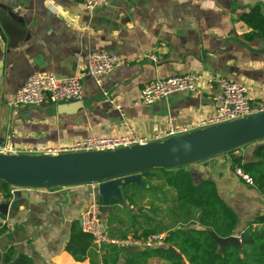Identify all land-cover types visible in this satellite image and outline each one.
<instances>
[{"label":"crops","instance_id":"1","mask_svg":"<svg viewBox=\"0 0 264 264\" xmlns=\"http://www.w3.org/2000/svg\"><path fill=\"white\" fill-rule=\"evenodd\" d=\"M255 8L264 18V0H110L93 10L84 0H0V143L17 150L11 154H31L33 148L67 146L90 136L119 137L131 129L151 137L166 129L168 116L177 125H195L216 112V84H201L196 93L179 91L152 104L142 100L144 85L181 74L221 75L245 84L251 103L259 104L264 100V36L244 20ZM93 51L116 54L126 63L103 76L99 85L86 72ZM39 72L78 76L83 99L10 107L9 98ZM255 146L187 168L196 182L214 181L237 213L239 230L264 215V194L238 176L234 164L235 158L253 161ZM136 187L122 188L127 205ZM89 190V184L11 185L10 196L0 192V217L7 220L0 230V251L13 249V257L27 254L34 264H90L89 259L76 261L66 250L92 202ZM121 209L116 203L103 214L105 225L109 213L116 214L110 233L115 238L137 233L129 234ZM162 230L159 234L166 236L169 230ZM148 264L173 263L155 257Z\"/></svg>","mask_w":264,"mask_h":264},{"label":"water","instance_id":"2","mask_svg":"<svg viewBox=\"0 0 264 264\" xmlns=\"http://www.w3.org/2000/svg\"><path fill=\"white\" fill-rule=\"evenodd\" d=\"M264 140V111L206 128L171 136L164 140L117 149L51 154L0 153V180L12 186L53 188L98 183L103 214L114 200L127 202L123 187H147L145 177L157 168L174 169L202 162ZM218 252L234 244L241 249L237 235L222 238L211 231ZM142 248L129 247L127 253ZM172 252L177 253L175 249Z\"/></svg>","mask_w":264,"mask_h":264},{"label":"trees","instance_id":"3","mask_svg":"<svg viewBox=\"0 0 264 264\" xmlns=\"http://www.w3.org/2000/svg\"><path fill=\"white\" fill-rule=\"evenodd\" d=\"M244 20L259 30L256 34L264 36V18L259 8L246 14ZM248 146L250 145L244 147ZM234 151L236 150L229 153L233 154ZM253 154L255 156L253 161L243 162L242 158H235L234 164L250 174L255 186L264 194V143L256 144ZM155 170L161 171L165 184L176 190L177 200L181 206L197 207L198 215L195 221L191 220L185 226L169 230L161 246L142 248L132 253L126 252L129 254L126 256L114 244L97 248L91 234L84 232L81 227H74L66 250L76 261L89 259L90 264H119L120 262L148 264L149 259L159 257L173 264H264V215L247 222L246 226L239 230L237 213L220 196L214 181L196 182L192 172L185 166L174 169L157 168L153 170L154 176ZM10 188L11 185L8 182L0 180V192L10 196ZM116 203L118 202L114 200L112 205ZM211 231L222 238L232 235L240 236L241 249L234 244H229L223 253L218 252L219 245ZM162 232L165 231L154 227L134 235L146 237ZM126 236L127 234H124V237ZM172 249H175L177 253L172 252ZM13 255V249H9L6 254L0 251V264H34L27 254L19 253L16 257Z\"/></svg>","mask_w":264,"mask_h":264},{"label":"built area","instance_id":"4","mask_svg":"<svg viewBox=\"0 0 264 264\" xmlns=\"http://www.w3.org/2000/svg\"><path fill=\"white\" fill-rule=\"evenodd\" d=\"M110 0H84L88 10L107 5ZM126 63L120 56L106 51H93L90 53L86 72L101 85L102 78L116 67ZM201 84H216L220 90L214 99L217 103L216 112L205 117L192 126L177 125L172 116L166 118V129L148 137L131 129L129 133L115 136H90L78 138L67 146H49L45 148H33L31 154L57 155L69 152H83L95 150L117 149L121 147L144 144L154 140H164L171 136L187 133L199 128L233 121L264 111V100L257 105L251 103L248 86L234 82L221 75L205 77L196 73L181 74L165 79L154 80L142 88V100L146 104H152L179 91L196 93ZM105 91V94H108ZM83 99V85L78 76L59 78L48 72H39L31 75L25 84L13 94L9 100L10 107L40 106L46 101L53 103L80 101ZM114 103V100H112ZM120 108V106H117ZM17 150L12 145L0 143V153H15ZM236 174L246 183L254 185L250 174L241 167H236ZM89 194L92 202L82 217V229L92 235L94 243L99 246L114 244L124 250L129 247L150 248L162 243L165 235L151 234L149 236L128 235L126 237H112L103 221L102 201L98 195V183H91ZM7 224V220L0 217V230Z\"/></svg>","mask_w":264,"mask_h":264},{"label":"rangeland","instance_id":"5","mask_svg":"<svg viewBox=\"0 0 264 264\" xmlns=\"http://www.w3.org/2000/svg\"><path fill=\"white\" fill-rule=\"evenodd\" d=\"M259 143H264V140ZM189 165L185 166L188 168ZM152 176L147 179V187H136V194L132 197L127 206H122L120 219L129 228V234L142 229L157 226L166 230L176 229L187 225L191 220L195 221L198 215L196 206H181L177 200L176 190L165 184L162 172L155 170ZM146 200V201H145ZM130 204L132 207L130 208ZM115 215L109 213L107 230L114 232L113 221ZM161 228V229H162ZM113 236V235H112Z\"/></svg>","mask_w":264,"mask_h":264}]
</instances>
